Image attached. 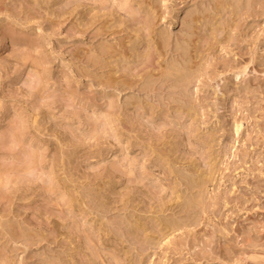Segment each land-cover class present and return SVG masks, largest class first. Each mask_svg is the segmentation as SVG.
<instances>
[{
    "label": "rangeland",
    "instance_id": "rangeland-1",
    "mask_svg": "<svg viewBox=\"0 0 264 264\" xmlns=\"http://www.w3.org/2000/svg\"><path fill=\"white\" fill-rule=\"evenodd\" d=\"M261 224L264 0H0V264H264Z\"/></svg>",
    "mask_w": 264,
    "mask_h": 264
},
{
    "label": "bare ground",
    "instance_id": "bare-ground-1",
    "mask_svg": "<svg viewBox=\"0 0 264 264\" xmlns=\"http://www.w3.org/2000/svg\"><path fill=\"white\" fill-rule=\"evenodd\" d=\"M179 20L178 19H175V25H177V24H179V22H178ZM166 40V39H165ZM212 40H214V38H212ZM222 39H217L214 43L216 44V43H219L220 41H221ZM165 43V42H164ZM213 43V44H214ZM207 46H208V44H207ZM165 75H167V73L166 74H164V76ZM248 75V72H247V70H246V68L245 69H241L240 68V70L238 71V73H236V78H242L243 76L245 77V76H247ZM181 77V76H180ZM183 77V76H182ZM181 77V78H182ZM183 78H185L184 79V81H186L185 83V86L186 85H188V84H190L191 83V81L193 80V75H186L185 77H183ZM182 78V79H183ZM181 82L183 83V81L181 80ZM134 84H132V86H133ZM246 98H248V97H246ZM243 162H245V163H247L245 160H243ZM213 175L214 174H208V176H209V178H207V177H201L200 179H198V180H195L194 182H191V183H184V184H189L190 185V187L188 188V190H191V191H193V190H196V189H198L199 191H202V192H200L201 194H203V192H204V194L203 195H200V196H198V198L197 199H195V204H192L191 205V203L190 204H187L186 205V203H180L178 206H183L184 207V209H186V211H194V209L195 208H199L200 209V212H192V214L191 215H187V219L184 221V222H177L176 220H173V221H171V222H169V221H166L165 222V224L164 225H166L165 226V228H167L170 232H175V231H178V230H182L181 231V236H180V239H179V241L180 240H183L184 241V243H188V246L190 247L191 246V244H190V240L189 239H191V238H193V241H199L198 242V245L201 243L202 245L200 246L201 248H206V247H209V248H211L212 247V245H214L216 242L214 241V239L215 238H217V235H216V231H214V230H207V233H206V235H205V237H206V239H204V237H197L198 236V232H200V231H198V232H194L193 233V231H186V230H183L184 229V227L185 226H193L194 228H197L198 226H200L201 224H206V223H209L208 222V219H209V217L207 216V214L209 215L210 213H212V214H215L216 213V210H210L212 207H214V206H216L217 204H219V203H221V201H220V197H207L206 196V193H205V190L209 187V185L213 182V179H211L210 180V177L211 178H214L213 177ZM207 199H209L208 201H207ZM232 200H235V198H233ZM163 201H165V202H163ZM226 202H229L230 201V197H229V199L228 198H226V200H225ZM224 201V204L226 203ZM163 202V203H162ZM185 202V201H184ZM247 202V201H246ZM169 203H170V200H164V199H161V206H163V208H165V209H168V208H171V205H169ZM239 203H241V202H239ZM160 204V203H159ZM244 203H241V205H243ZM190 205V206H189ZM160 206V205H159ZM190 207L192 208V209H190ZM182 208V207H181ZM185 211V212H186ZM190 213V212H189ZM204 214H206V215H204ZM204 228V227H203ZM237 232V237H238V239H240V241H239V243L240 244H238L241 248V250L243 249L242 248V245H245V246H253V248H254V250L255 251H258V252H261V254H259V256H257L256 254H254L255 256H257V257H261V258H263L264 259V244H259V242L258 243H256L257 241H256V239H252V237H251V235H246V237H244L243 238V240H242V238H240V233H239V231L237 230H235V233ZM260 233H262L263 235H262V238H264V225L263 224H261V226H260ZM260 237V236H259ZM261 238V237H260ZM255 240V241H254ZM193 241H192V243H193ZM195 243V242H194ZM175 245H178V243H175L174 244V246ZM198 245H195V246H192V248H195V247H197ZM177 253H178V251H177ZM205 253H206V251H205ZM204 252H203V254L204 255H208V253L210 254V256L211 255H215V256H220L219 254H217V253H214L213 251H210V252H208V253H206L205 254ZM176 254V253H175ZM199 255V254H198ZM249 255H247L246 253H244L243 255H241L240 257H239V259H238V261H239V263L241 264H247V257H248ZM212 257V256H211ZM221 257V256H220Z\"/></svg>",
    "mask_w": 264,
    "mask_h": 264
}]
</instances>
